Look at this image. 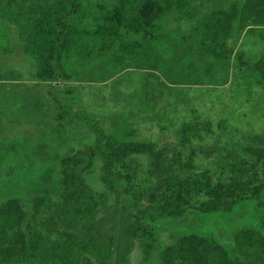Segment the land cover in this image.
Returning a JSON list of instances; mask_svg holds the SVG:
<instances>
[{"label":"trees","instance_id":"trees-1","mask_svg":"<svg viewBox=\"0 0 264 264\" xmlns=\"http://www.w3.org/2000/svg\"><path fill=\"white\" fill-rule=\"evenodd\" d=\"M149 5L155 10L147 15ZM171 15L193 25L205 56L264 85V53L249 58L228 45L243 31L262 35L264 0H233L197 20L192 0H0V48L10 40L8 25L18 28L33 77L44 83L75 80L89 66L118 54L137 68L152 69L174 51L177 39L184 40L162 30ZM57 93L51 95L58 137L27 144L0 140V188L11 195L0 198V264H106L113 259L129 264L136 245L142 263L264 264V136L246 135L239 154L218 152L223 159L209 177L205 170L194 172V163L198 154L211 158L217 152L204 143L214 134L210 120L195 116L178 127L170 156L140 139L128 116L111 115L107 132L82 119L68 104L71 99ZM73 119L95 135L86 161L66 146L64 133ZM193 143L199 145L197 152ZM93 158L101 161L100 185L134 202L133 240L120 238L114 249L76 234L81 225H90L102 197L82 176ZM39 165L51 170V182L59 183L57 200L47 185H30V169ZM30 187L39 192L27 201V209L21 198ZM250 217L257 221L252 227L246 221Z\"/></svg>","mask_w":264,"mask_h":264},{"label":"rangeland","instance_id":"rangeland-1","mask_svg":"<svg viewBox=\"0 0 264 264\" xmlns=\"http://www.w3.org/2000/svg\"><path fill=\"white\" fill-rule=\"evenodd\" d=\"M231 1L192 0L195 20L207 12L226 7ZM154 10L155 6L149 5L145 13L148 15ZM175 17L171 15L164 19L162 30L165 34L179 33L184 40L177 39L174 51L158 66L137 68L131 61H122L118 54L96 67L89 66L75 80L54 83L34 79L33 65L22 49L24 36L18 28L8 25L10 40L6 48H0V140L27 144L53 135L58 137L57 107L51 94L59 92L60 97L66 95L71 99L68 104L82 119L93 120L107 132L112 129L111 115L128 116L140 139L168 150L170 156L177 147L172 134L178 127L195 116L210 120L214 134L204 143L213 146L217 152L211 158L198 154L194 172L205 170L209 177L212 176L221 156L219 153L228 150L239 154L246 135L264 136V85L253 78L235 75L230 67L218 65L205 56L192 30L193 25L177 22ZM228 45L234 54L243 51L246 57L259 58L264 53V32L254 36L243 31ZM119 58L120 66L116 65ZM73 120L72 127L64 133L66 146L72 156L86 161L95 135L92 129ZM198 147L193 143L196 152ZM138 162L145 165L146 159L140 157ZM100 167L101 161L93 158L90 168L82 174L90 189L102 197L90 225H81L76 234L82 241L94 238L114 249V243L120 238L133 240L134 202L120 193L110 194L100 185ZM51 175V170L36 166L30 169L29 183L47 185L49 193L57 200L60 185L51 182ZM38 192L37 188L30 187L29 194L21 198L28 203H25L27 209L30 208L27 201ZM1 197L6 200L11 195L0 188ZM255 220L250 217L246 221L252 227L257 223ZM232 225L236 227L237 222ZM167 235L164 232L163 239L170 243ZM106 264L117 263L113 259ZM129 264L154 262L142 263L136 245Z\"/></svg>","mask_w":264,"mask_h":264}]
</instances>
